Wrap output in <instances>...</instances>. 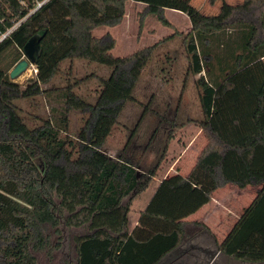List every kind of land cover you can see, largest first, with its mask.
<instances>
[{"label":"trees","instance_id":"trees-1","mask_svg":"<svg viewBox=\"0 0 264 264\" xmlns=\"http://www.w3.org/2000/svg\"><path fill=\"white\" fill-rule=\"evenodd\" d=\"M128 1L145 5L141 24L154 15L170 27L167 10L189 18L192 27L183 44L188 74L199 76L195 83L203 119L197 125L207 139L187 176L161 181L131 231V203L153 183L175 128L184 124L172 125L162 156L147 175L123 156L113 158L103 150L158 46L115 57L111 34L94 35L101 27L119 26ZM32 8L30 0H0V32ZM34 38L40 40L34 78L22 86L0 69V264H37L32 252L50 245L46 227L60 234L61 226L88 230L74 239L77 264H160L170 257L179 259L184 221L229 185L261 189L202 264L214 255L264 262V255L239 258L245 245L252 247L255 235L256 244L264 247V0L234 5L223 1L216 15L202 13L185 0H51L0 43V56L12 47L23 52ZM74 60L111 69L101 80L94 104L78 96L71 83L54 86L63 63ZM216 67L226 71L223 80L210 76ZM41 96L54 98L48 102L53 115L30 125L16 102ZM75 110L85 115L84 125L70 140V113Z\"/></svg>","mask_w":264,"mask_h":264},{"label":"rangeland","instance_id":"rangeland-1","mask_svg":"<svg viewBox=\"0 0 264 264\" xmlns=\"http://www.w3.org/2000/svg\"><path fill=\"white\" fill-rule=\"evenodd\" d=\"M185 1L200 9L202 13L216 15L223 1L234 5L242 0H218L214 4L210 0ZM144 8V5L128 1L125 18L119 26L101 27L94 31L96 37L110 33L116 40L115 48L112 50L115 57H125L145 47L158 44L134 90V99L126 104L119 120V126L103 150L113 158L123 156L137 165L141 173L147 175V172L159 162L169 130L173 128L172 125L184 124L183 127L175 128L174 139L169 143L167 153L149 190L132 201L129 214L130 231L136 226L139 212L144 209L154 187L169 176L176 174L186 176L207 144V139L197 125V122L203 119L199 90L195 83L199 76L193 77L188 74L189 62L183 44L184 37L192 27L190 20L184 15L168 10L166 16L170 27L162 25L154 15L145 17L141 24L140 18ZM217 45L218 41L215 40L214 46ZM227 48V45L223 46L222 50L226 51ZM23 59V52L12 47L0 56V69L9 73ZM110 73V68L84 60L66 61L62 65L60 75L54 81V86L65 87L71 83L78 96L94 104L101 88V80L107 79ZM210 74L211 77L214 76L221 80L226 77V71L222 67L211 69ZM35 75V67H31L17 82L25 86L28 80L34 78ZM53 99L41 96L32 100H20L16 104L25 121L37 126L41 124L42 119H48L53 115L48 103L53 102ZM84 118L85 115L80 111L75 110L70 113L68 128L70 140H75L76 135L82 129ZM135 128L137 130L132 135ZM232 190L248 195L252 188L240 191L234 186H228L220 193L221 195L215 194L210 204L201 211L200 221L203 223L184 222L185 237L177 255L179 259L172 258L166 264H202L207 261V254L214 253L215 241L222 240L226 235L218 232L222 231L224 226L219 230L214 229L219 220H214L213 208L219 206L227 212L224 206L228 204L229 199L226 200L223 195L234 193ZM219 196L221 197L217 199ZM250 197L251 195H248L244 199L243 206L250 205ZM56 201L59 202L58 199ZM127 202L128 199L125 200V203ZM231 203L239 209L236 213H240L242 203H236L235 200ZM226 222L229 221H224ZM197 223L199 225H196ZM225 227L229 229L228 225ZM226 228H224L225 232ZM59 230L60 234L55 229L46 227L45 233L49 237L50 245L42 252H32L37 259V264H77L74 239L87 234V228L67 229L61 226ZM254 237L252 247L245 245L242 249L244 254L239 258L264 255V247L256 244L259 241ZM210 260L208 264H264V262L251 263L222 255L217 257L214 255Z\"/></svg>","mask_w":264,"mask_h":264},{"label":"crops","instance_id":"crops-1","mask_svg":"<svg viewBox=\"0 0 264 264\" xmlns=\"http://www.w3.org/2000/svg\"><path fill=\"white\" fill-rule=\"evenodd\" d=\"M137 4H141V3H137ZM141 5H144V4H141ZM145 6V5H144ZM167 12H168V10H167ZM173 13H177V14H181V15H184V16H186L185 14H183V13H180V12H176V11H173ZM187 17V16H186ZM188 18V17H187ZM189 19V18H188ZM189 174V173H188ZM187 174V175H188ZM186 175V176H187ZM161 183V181L158 183V185H156L155 187H154V189H153V191H152V193H151V195H150V197L148 198V202L146 203V205H145V207L147 206V204L149 203V201L151 200V198L153 197V195L155 194V192H156V190H157V188H158V186H159V184ZM229 186H233V185H229ZM228 187V186H227ZM226 187V188H227ZM235 187V186H234ZM150 188V187H149ZM149 188L147 189V191L149 190ZM226 188H223V189H220V190H217L214 194H213V196H215V194H217L218 193V195H221L220 193H222L223 191H224V189H226ZM237 188V187H236ZM249 188H252V190H251V193H248V195H251V197H250V201H251V203H250V205H247V206H243V202H244V199H246L247 197H248V195H244L243 193H241V192H239L238 190H232V191H234V193H230V194H225V195H223L225 198H226V200H228L229 199V202H228V204H224L225 206H224V208L226 207V209L225 210H227V212H225L224 211V209H222L221 207H219V206H215V208H213L214 209V216H213V218H214V220H219V222L217 223V224H215V226H214V229H218L219 230V228L220 227H222V226H224V228H226L225 226L226 225H228L229 226V229H227V231L225 232V230H224V228L222 229V231L221 230H219L218 232L220 233H224V234H226L225 235V237L222 239V240H216V242H218V243H222L223 241H224V239L226 238V236L232 231V229L235 227V225L237 224V222L240 220V218H241V216L243 215V213L245 212V210L248 208V207H250L251 206V204L254 202V200L256 199V197H257V195H258V191L261 189L260 187H251V186H249V187H247V188H245V189H240V191H246L247 189H249ZM239 189V188H238ZM146 191V192H147ZM146 192H144L143 194H141V195H144ZM141 195H139V196H141ZM221 196H219L217 199H219ZM252 198V199H251ZM215 199V198H214ZM232 200H235V202L236 203H242L241 205L243 206L241 209H240V213H236V211L237 210H239L238 208H236V207H234V206H232L231 204V201ZM210 204V203H209ZM209 204H207L206 206H204L202 209H200L197 213H195L194 215H192V216H190L189 218H187L185 221H190V222H192V223H195V222H200V223H203V222H201L200 221V217H201V215H202V212L201 211H203ZM145 207H144V209H145ZM238 207V206H237ZM144 209H142V210H144ZM141 210V211H142ZM217 214H218V216H217ZM216 215V216H215ZM139 216H140V214H139ZM232 219H234V220H232ZM232 220V221H231ZM184 221V222H185ZM224 221H229V222H226V223H224ZM215 222V221H214ZM137 223H138V221H137ZM137 223H136V225H137ZM196 225H199V223H197ZM207 227V226H206ZM217 256H221V255H216V257ZM173 257H170L169 259H168V261L170 260V259H172ZM175 258V257H174Z\"/></svg>","mask_w":264,"mask_h":264},{"label":"water","instance_id":"water-1","mask_svg":"<svg viewBox=\"0 0 264 264\" xmlns=\"http://www.w3.org/2000/svg\"><path fill=\"white\" fill-rule=\"evenodd\" d=\"M40 49V40L34 38L30 40L23 48L24 59L21 60L14 68L9 72V78L12 82L17 81L23 77L29 69L32 67L35 61V55Z\"/></svg>","mask_w":264,"mask_h":264},{"label":"built area","instance_id":"built-area-1","mask_svg":"<svg viewBox=\"0 0 264 264\" xmlns=\"http://www.w3.org/2000/svg\"><path fill=\"white\" fill-rule=\"evenodd\" d=\"M30 1L33 6L30 13L26 17H24L22 20L15 23L14 26L8 29L5 33L0 32V43L3 42L7 37H9L11 33H13L28 17L35 14L37 11L43 8L51 0H30ZM20 2L21 4H26V0H20ZM32 67L34 66L32 65ZM35 73H36V69H35ZM0 176H1V170H0Z\"/></svg>","mask_w":264,"mask_h":264},{"label":"flooded vegetation","instance_id":"flooded-vegetation-1","mask_svg":"<svg viewBox=\"0 0 264 264\" xmlns=\"http://www.w3.org/2000/svg\"><path fill=\"white\" fill-rule=\"evenodd\" d=\"M179 253V252H178ZM174 258V257H173ZM166 261H168V260H166ZM166 261H164V262H162V263H160V264H166Z\"/></svg>","mask_w":264,"mask_h":264}]
</instances>
